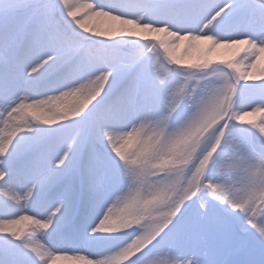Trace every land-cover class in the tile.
<instances>
[{"label": "snow or ice", "instance_id": "obj_1", "mask_svg": "<svg viewBox=\"0 0 264 264\" xmlns=\"http://www.w3.org/2000/svg\"><path fill=\"white\" fill-rule=\"evenodd\" d=\"M58 261L264 264V0H0V264Z\"/></svg>", "mask_w": 264, "mask_h": 264}, {"label": "rangeland", "instance_id": "obj_2", "mask_svg": "<svg viewBox=\"0 0 264 264\" xmlns=\"http://www.w3.org/2000/svg\"><path fill=\"white\" fill-rule=\"evenodd\" d=\"M91 23H92V25H94V26L105 27V26H107L108 21L103 20V19H99V20H94V21H92ZM222 51H224V50H222ZM225 54L230 56V52H226ZM261 115H262V114L257 113V114H255V115H252V116H248V117H246V119H250V120H259L260 117H261ZM29 214H30V213H29ZM26 223H27V222H25V224L19 225L18 227H25V226H26ZM57 264H65V262H63V261H58Z\"/></svg>", "mask_w": 264, "mask_h": 264}]
</instances>
